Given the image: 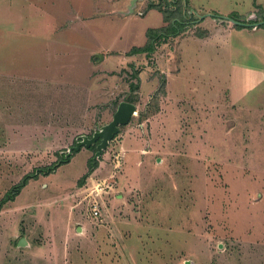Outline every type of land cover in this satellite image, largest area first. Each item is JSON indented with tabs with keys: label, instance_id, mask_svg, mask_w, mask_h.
<instances>
[{
	"label": "rangeland",
	"instance_id": "obj_1",
	"mask_svg": "<svg viewBox=\"0 0 264 264\" xmlns=\"http://www.w3.org/2000/svg\"><path fill=\"white\" fill-rule=\"evenodd\" d=\"M147 1L125 20L103 14L72 31L66 21L97 0H0V199L38 172L0 211V264H264V26L183 41L180 82L159 80L138 97L131 128L121 126L152 149L129 152L123 198L109 184L122 136L95 160L84 145L59 164L118 104L94 92L91 53L145 43L164 11L146 10ZM193 1L201 15L264 9V0ZM148 118L143 138L137 124ZM94 197L107 202L101 221L87 214Z\"/></svg>",
	"mask_w": 264,
	"mask_h": 264
},
{
	"label": "crops",
	"instance_id": "obj_2",
	"mask_svg": "<svg viewBox=\"0 0 264 264\" xmlns=\"http://www.w3.org/2000/svg\"><path fill=\"white\" fill-rule=\"evenodd\" d=\"M102 0H97L99 3L98 6L94 9L93 12H86L85 5H80L79 8H77V12L75 14V18L69 19L66 21V27L72 31H74L76 28L79 30H82V26L85 24L87 25V22H91L90 20H100V15H108V18H112L114 16L120 15L121 18L124 20L127 19L128 16H133L135 9L139 3V1L144 0H123L122 2V8H118V6H114L111 8L110 6H102L103 4H100ZM155 0H148L146 3V10L150 8H159L161 11L162 8H160L158 5L154 4V6H151V3ZM159 1V0H157ZM167 1V0H166ZM164 1V2H166ZM185 4L183 7L181 5L172 4L169 10H166L167 12L163 11V21L161 24H154L152 26H147L146 28V34H147V40L145 43L139 44V45H131L128 48L117 50L114 48L105 47L98 51L97 53H94L90 55L89 60H91L92 67L90 68L89 77L96 82V90L94 91L96 94H100L102 91L104 94H106V100H110L108 104H113L114 101L118 102L116 105V109L114 112L112 111L111 114H108V109L105 108L102 111H104V117H109V119L105 120L103 123H99V125H105L109 121L113 119L114 113L118 108V105L121 101L127 100L129 96H132L135 98L134 103L136 104V109L139 111V108L141 107L138 101V97L141 98V101H146L148 97H150L151 91L153 86L158 84L159 80H163L167 82V85L173 82H180L183 75L178 74L175 71V68L178 64V59L182 57L184 53V50L182 47L185 45L183 41L185 40H203L204 42H208L211 40L212 36L221 32L225 33L226 30L234 32V28H242L237 30H245L247 29L244 27H238L233 23H228L227 25L222 24L220 22V19L218 18L215 24L211 23L210 20L206 16L202 17L201 14H199L201 11H199L193 4V0H183ZM97 5V4H96ZM132 6V8H131ZM239 9H233L232 12H238ZM146 11L138 10V14H145ZM118 14V15H117ZM228 14V15H229ZM98 15V16H96ZM200 17V18H198ZM195 18V19H193ZM201 19V20H200ZM176 20L181 21V23H185L182 27V29L179 30V32L175 35L170 34L169 36H163L160 40L156 41V46L154 47L153 51H139L134 52V48L143 47L151 41V36L149 35V32H156L160 30H170V25L174 23ZM70 21V22H69ZM222 21V20H221ZM193 23L192 26L190 24ZM224 23V22H223ZM169 28V29H168ZM258 28V27H257ZM243 30V31H244ZM260 29H251V31H257ZM165 32V31H164ZM160 41V42H159ZM170 43V44H169ZM189 44V43H188ZM207 44V43H203ZM112 46V45H110ZM80 50V49H79ZM118 55H121L118 57L117 60L114 59V57H117ZM104 63V65H102ZM155 68V69H154ZM124 74L129 77L128 81L124 85V87L120 88L122 85L121 83H117V81L124 76ZM173 80V81H172ZM102 81H104V84L102 85ZM175 92L174 94H178ZM123 95V98H119V95ZM140 95V96H139ZM114 97V100L111 99ZM93 105H95V108L97 107V103L92 101ZM147 104L144 105L143 108H147ZM97 109L94 108H88V114H93L92 116L97 119L99 117L96 113ZM100 110V109H99ZM141 110V109H140ZM107 112V113H106ZM141 111H139L140 113ZM133 117V115H132ZM132 120V118H131ZM148 119H144L143 121L139 122L137 125L141 127L140 133L138 135L143 136V131L148 129ZM131 121L127 124H123L129 130L131 128ZM120 125L119 131L115 135L113 139L110 140L109 144H111L112 140H118V137H121L120 147L113 149V155L115 158H113L114 161V167L115 170L110 174V181L109 184L111 185V194H114L117 199L123 198V191H124V185L122 181L126 179L124 171V166L126 165V162L128 160L127 157L130 154L129 152H141L143 154H147L149 152H152V149L147 148H139L136 146V142L138 140L133 133H136L133 131L132 133L129 132L128 134L123 133V129ZM100 126H98L99 128ZM124 134V135H123ZM127 135V136H126ZM129 136V137H128ZM130 140V144L127 143V139ZM144 138V136H143ZM108 144V146H109ZM94 145V144H93ZM91 145V146H93ZM95 152L97 150L94 149ZM103 154V153H102ZM101 154V155H102ZM93 155V154H92ZM95 155V153H94ZM93 155V156H94ZM99 157V156H98ZM147 158V155H145V159ZM119 165V166H118ZM123 166L122 170L120 171V167ZM120 172V173H118ZM130 173V172H129ZM104 179L108 181V177H100L98 179ZM97 180V179H96ZM98 184L101 183L100 180L96 181ZM117 182L119 187L115 189L113 183ZM121 185V187H120ZM113 188V189H112ZM137 187L129 188L128 191H135ZM110 189H106L108 191ZM116 192V193H115ZM104 203L103 209H105V205H107V202L105 199L102 201Z\"/></svg>",
	"mask_w": 264,
	"mask_h": 264
},
{
	"label": "water",
	"instance_id": "obj_3",
	"mask_svg": "<svg viewBox=\"0 0 264 264\" xmlns=\"http://www.w3.org/2000/svg\"><path fill=\"white\" fill-rule=\"evenodd\" d=\"M206 15H216L221 16L223 18H227L232 20L234 23H238L244 26H253L254 23H249L243 20H238L230 15H219L215 13H208L201 15L202 17ZM256 24L262 25L264 24V19L258 21ZM136 109V104L129 100H123L119 103L117 110L114 113L113 119L100 127L99 129L95 130V132L90 136L88 134L82 135L81 139H79L75 145L69 147L66 157L64 160H69L71 153L75 150H79L82 146H91L97 142V150L95 155L93 156V160H95L98 156L103 153V150L108 146L111 139L115 137L117 132L119 131L120 125L127 124L131 121L133 111ZM62 162L59 161V164Z\"/></svg>",
	"mask_w": 264,
	"mask_h": 264
},
{
	"label": "trees",
	"instance_id": "obj_4",
	"mask_svg": "<svg viewBox=\"0 0 264 264\" xmlns=\"http://www.w3.org/2000/svg\"><path fill=\"white\" fill-rule=\"evenodd\" d=\"M166 0H159V1H153L151 3V6H154V4L158 5L160 8H162V10H164L165 12H167L166 10H169L172 4H177V5H181L183 7V5L185 4V2L183 0H167L166 2H164ZM231 17L238 19V20H245L242 19L240 13L238 12H232L229 14ZM259 16L261 19H264V9L261 7V11L259 13ZM246 18V17H245ZM185 23H181V21L176 20L174 23H172L170 25V30H160V31H156V32H149V35L151 36V41L149 42V44L143 46V47H139V48H134L133 51L134 52H139V51H153L154 47L156 46V41L160 40L163 36H169L170 34H177L179 32L180 29H182L183 25ZM236 25L238 27H244L241 24L236 23ZM261 26H264V24H262ZM169 29V28H168ZM165 31V32H164ZM127 100L134 102L135 98L132 96H129L127 98ZM93 145V144H92ZM97 142L93 145L96 148ZM92 146V147H93ZM66 155V153H65ZM64 161V159L62 160V162ZM48 171H52V167L49 166L47 167ZM46 168V169H47ZM43 172L45 171V168L40 169ZM38 174V172H32V173H27L25 174V176L22 178L21 181H19L18 183L14 184L7 192L6 195L4 197H2L0 199V211L4 208V206L7 204V202L11 201L12 199L15 198V196L17 194H19V192H21L22 187L26 184V182L28 181V179L30 177L36 176ZM85 181V176L81 177L79 180V184H82Z\"/></svg>",
	"mask_w": 264,
	"mask_h": 264
},
{
	"label": "built area",
	"instance_id": "obj_5",
	"mask_svg": "<svg viewBox=\"0 0 264 264\" xmlns=\"http://www.w3.org/2000/svg\"><path fill=\"white\" fill-rule=\"evenodd\" d=\"M217 17H219L220 20H228V21L232 22L233 24H235L230 19L223 18L221 16H217ZM260 20H263V19L260 18L257 11H252V13L248 17H246L245 20H243V21H246L249 23H254L253 28H257V27L261 26V25L256 24ZM138 113H139V111L137 109H135L133 111V115H136ZM101 189L104 190L103 187H101ZM103 206H104V203L102 201H100L99 199H97L96 197H94L93 199L90 200L89 207L87 209L88 216L91 217L92 219L96 220V221L103 220V214H104Z\"/></svg>",
	"mask_w": 264,
	"mask_h": 264
}]
</instances>
